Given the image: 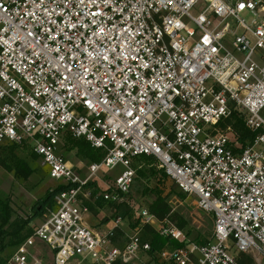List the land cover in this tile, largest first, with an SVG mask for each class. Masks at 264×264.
I'll use <instances>...</instances> for the list:
<instances>
[{
    "label": "built area",
    "instance_id": "2783aa9c",
    "mask_svg": "<svg viewBox=\"0 0 264 264\" xmlns=\"http://www.w3.org/2000/svg\"><path fill=\"white\" fill-rule=\"evenodd\" d=\"M237 108L258 131L246 145L218 129ZM263 112L264 0H0V148L30 143L64 186L8 264H46L42 245L52 264H264ZM65 133L104 156L82 171ZM140 155L211 214L208 242L146 208L126 229L119 215L86 222L100 197L126 201ZM117 163L112 187L93 193ZM144 225L181 245L149 253Z\"/></svg>",
    "mask_w": 264,
    "mask_h": 264
},
{
    "label": "trees",
    "instance_id": "16d2710c",
    "mask_svg": "<svg viewBox=\"0 0 264 264\" xmlns=\"http://www.w3.org/2000/svg\"><path fill=\"white\" fill-rule=\"evenodd\" d=\"M245 117V111L240 110L239 108L234 109L231 111L228 117L219 121L218 129L225 131V129L229 126L236 141L242 145H246V143L249 142L255 136V134L258 133V131H251L246 127ZM26 144L27 142H24L22 145L8 144L0 148L1 152L6 151L9 156H11V162L13 163L14 170L17 172V174H20L24 178L30 176L33 172V169L24 158L17 156L14 151L17 147ZM62 149L65 152H70L75 149L78 157L81 160L88 161L89 163L98 162L105 154L102 149L92 147L90 143L84 138H74L68 133H65L63 136ZM32 154L34 157H36L33 152ZM132 162L131 166L135 171V176L130 190L125 194V197L129 195L131 190L139 191L142 193V195L145 193L152 194L154 198L146 209L152 213L157 220L168 218L186 234L189 240L194 241L197 244H204L208 242L212 238L213 232L208 236H202L200 233L191 235L189 230L186 229V227L189 225L187 218L182 214H179L177 211H172V207L168 200L171 194L175 192L180 199H184L186 194L181 190H179V192L174 190L170 191L169 194H163L162 189L157 183L163 184L164 180L168 178V176L164 170L157 165L156 159L150 156L140 155L133 157ZM5 166L8 167V165ZM152 180L157 181V185L155 184L151 186L150 182ZM93 186V193H96L98 188L96 187V184ZM63 188L64 186L56 184L52 189H47L39 204L37 205V209L36 207L34 208V214H42L47 210L48 207L52 208L54 205V196ZM100 198L101 199L96 201V206L101 207L106 203L107 206H109L111 209H114L111 217L119 215L122 217L124 223L128 222V225L131 227H134L138 223L137 217L133 218L134 210L126 203L127 201L113 203L104 201L102 197ZM108 220L110 219L104 218L103 223ZM31 233L32 229L28 228V220L15 216L8 199L0 198V264H8V259L3 256L5 251L11 247L16 248ZM118 235H120V233H118ZM139 238L141 242H148L150 244L151 248L149 253L153 251H161L165 248H174L181 245V243L177 241L159 236L151 225L142 226L139 233ZM238 261L240 264L254 263L250 256L243 253L238 255ZM112 264L123 263L120 261H115Z\"/></svg>",
    "mask_w": 264,
    "mask_h": 264
},
{
    "label": "rangeland",
    "instance_id": "374dc122",
    "mask_svg": "<svg viewBox=\"0 0 264 264\" xmlns=\"http://www.w3.org/2000/svg\"><path fill=\"white\" fill-rule=\"evenodd\" d=\"M193 15L197 13L196 9L191 11ZM264 113V112H263ZM14 153L17 156L24 158L33 169V172L27 178H24L13 168L11 156L6 151H0V198H7L14 215L28 220V228L32 229L36 227L42 219V214H34V208L39 204L41 198L47 189H52L57 183L48 174V168L40 164V159L34 157L30 143L19 146L15 149ZM62 153L74 166L81 167L82 171L85 170L89 164L86 160H81L76 154L75 149L70 152H65L62 149ZM132 162V159H131ZM133 163V162H132ZM5 165H8L5 166ZM124 169L121 163H117L110 169H104L99 171L96 175V187L98 191L106 190L109 186L112 187L114 178ZM157 181H151L150 185L153 186ZM162 189L163 194H169L170 191L179 192L175 183L166 178L164 183H157ZM156 184V185H157ZM153 196L150 193L142 195L139 191H133L125 197L126 203L133 208V218L136 217V212L141 208H147L149 203L153 200ZM54 200V198H53ZM169 203L172 207V211H177L179 214L185 216L188 220L187 230L191 235L200 233L202 236H208L213 230V219L209 212L200 209L196 202L195 197L192 195H185L184 199H180L174 192L169 197ZM140 207V208H139ZM49 208V207H48ZM54 205L52 206V209ZM90 213L86 217V222L92 227L99 226L103 223L104 218H111V214L114 209L103 204L101 207L90 205ZM132 218V219H133ZM103 227L110 225V220L104 222ZM128 222H125L124 228H128ZM44 254V261L46 264H52V254L50 249L45 245L40 246ZM15 248H8L3 256L7 259L14 252ZM90 260H85L81 264H90ZM256 264V263H253Z\"/></svg>",
    "mask_w": 264,
    "mask_h": 264
}]
</instances>
